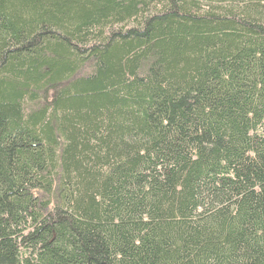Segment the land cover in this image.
<instances>
[{
	"label": "trees",
	"instance_id": "1",
	"mask_svg": "<svg viewBox=\"0 0 264 264\" xmlns=\"http://www.w3.org/2000/svg\"><path fill=\"white\" fill-rule=\"evenodd\" d=\"M0 264H264V0H0Z\"/></svg>",
	"mask_w": 264,
	"mask_h": 264
}]
</instances>
